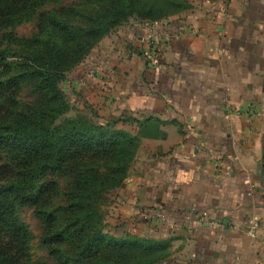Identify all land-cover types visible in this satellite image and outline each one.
<instances>
[{"label":"crops","instance_id":"obj_1","mask_svg":"<svg viewBox=\"0 0 264 264\" xmlns=\"http://www.w3.org/2000/svg\"><path fill=\"white\" fill-rule=\"evenodd\" d=\"M206 3L102 39L91 103L139 138L119 199L161 264H264V0Z\"/></svg>","mask_w":264,"mask_h":264},{"label":"trees","instance_id":"obj_2","mask_svg":"<svg viewBox=\"0 0 264 264\" xmlns=\"http://www.w3.org/2000/svg\"><path fill=\"white\" fill-rule=\"evenodd\" d=\"M186 0H0V264H161L169 244L105 230L103 199L122 186L139 138L79 112L61 84L131 18L155 23ZM32 22L34 32L18 27ZM33 208L48 260L21 215Z\"/></svg>","mask_w":264,"mask_h":264},{"label":"rangeland","instance_id":"obj_3","mask_svg":"<svg viewBox=\"0 0 264 264\" xmlns=\"http://www.w3.org/2000/svg\"><path fill=\"white\" fill-rule=\"evenodd\" d=\"M190 7L186 8L184 12L191 11L195 9L198 5H204L207 1L215 2L216 0H186ZM207 2V3H208ZM206 3V4H207ZM192 12V11H191ZM183 13V12H182ZM139 20L136 18H131L127 24L121 25L116 28L112 33L114 35H125L127 36L130 33H142L140 28L141 24L138 22ZM138 25L139 28H138ZM35 30V24L32 22L26 23L20 27H18L17 31L20 35L29 36ZM111 33V34H112ZM116 36H113L114 38ZM136 36V34H135ZM115 39H118L116 37ZM135 39V38H134ZM111 42V39L108 40ZM105 44H109V42ZM135 41L136 44L133 42ZM129 43L128 46H124L123 49L125 50H132L133 47H139L137 45V41L133 40ZM146 45L143 47L140 45V49L142 50V54L147 62L150 64L157 63V42L155 41L154 37L148 36ZM102 41H100L89 53V55L80 62L74 69H72L69 73H67L65 79L63 80L61 86L63 90H65L70 102L71 106H73L74 110L73 113L79 112L84 114L91 119L99 122V109L97 106H94L93 103V84L91 80H96L98 78V64L97 58L99 56V47L101 46ZM150 50L153 52L154 60L147 58L146 52ZM90 80L89 83L84 82L83 80ZM90 101V103H89ZM123 186V185H122ZM120 186V187H122ZM119 187V188H120ZM119 188L113 190L112 192L105 195L103 199V209L105 214V230L108 231L110 234L118 237H128V236H140V237H147L144 235L142 231V227L136 225L135 220H132L133 216L126 215L122 211L121 207V200L119 197L121 194L119 193ZM20 215L22 219L28 223L35 239L33 241V253L35 260L41 262L43 260H48L47 252L42 248L40 243V236L43 231V222L42 220L34 214L33 208L31 207H22L20 209ZM141 223V221H139ZM154 239H159L158 237H151Z\"/></svg>","mask_w":264,"mask_h":264},{"label":"built area","instance_id":"obj_4","mask_svg":"<svg viewBox=\"0 0 264 264\" xmlns=\"http://www.w3.org/2000/svg\"><path fill=\"white\" fill-rule=\"evenodd\" d=\"M146 56H147V58H150L151 60H154L152 51L147 50ZM263 154H264V152H263ZM259 229H260V224H259V221L256 218H251L250 220H248V222L246 224L245 231L250 236H253V237L258 236ZM261 243H262V252H263V258H264V237H263Z\"/></svg>","mask_w":264,"mask_h":264}]
</instances>
